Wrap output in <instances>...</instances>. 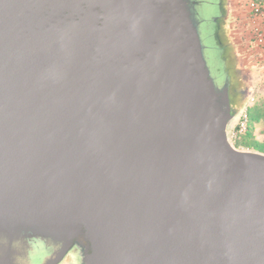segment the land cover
Returning a JSON list of instances; mask_svg holds the SVG:
<instances>
[{
    "label": "water",
    "instance_id": "obj_1",
    "mask_svg": "<svg viewBox=\"0 0 264 264\" xmlns=\"http://www.w3.org/2000/svg\"><path fill=\"white\" fill-rule=\"evenodd\" d=\"M234 116L189 0H0V264H264Z\"/></svg>",
    "mask_w": 264,
    "mask_h": 264
},
{
    "label": "flooded vegetation",
    "instance_id": "obj_2",
    "mask_svg": "<svg viewBox=\"0 0 264 264\" xmlns=\"http://www.w3.org/2000/svg\"><path fill=\"white\" fill-rule=\"evenodd\" d=\"M189 1L192 3V11L198 23L204 58L211 76L220 86L228 84L232 106L236 107L246 98L251 80L230 40L228 30L230 1ZM14 249L17 251L16 258L20 264L25 263V260L35 262L33 260L37 258H42V261L47 255L46 252L42 253L43 248L40 244H16ZM40 252L42 257L37 255Z\"/></svg>",
    "mask_w": 264,
    "mask_h": 264
},
{
    "label": "rangeland",
    "instance_id": "obj_3",
    "mask_svg": "<svg viewBox=\"0 0 264 264\" xmlns=\"http://www.w3.org/2000/svg\"><path fill=\"white\" fill-rule=\"evenodd\" d=\"M229 21L228 30L230 31V40L235 50L239 54L243 67L246 68L250 76V84L257 80L259 72L262 70L261 65L264 63L260 55L264 47H255L256 33L263 34L264 38V0H261L260 13L254 17L250 10L251 0H229ZM264 41V39H263ZM243 59L245 61H243ZM264 104V102L262 103ZM249 139H257L259 144L264 143V124L256 123L247 136ZM247 138H245L246 140ZM248 140V139H247ZM252 150H263L257 143H252ZM42 257V256H40ZM42 258L34 259L35 262L29 264H39ZM27 261V260H26ZM37 262V263H36ZM61 264H71L70 261L64 260Z\"/></svg>",
    "mask_w": 264,
    "mask_h": 264
},
{
    "label": "built area",
    "instance_id": "obj_4",
    "mask_svg": "<svg viewBox=\"0 0 264 264\" xmlns=\"http://www.w3.org/2000/svg\"><path fill=\"white\" fill-rule=\"evenodd\" d=\"M260 9L261 6L258 2L255 0L250 1V10L254 17L260 13ZM263 39V34L256 33V48L264 47ZM260 55L262 61H264V49L261 50ZM261 69L257 80L250 84L246 98L237 109L233 120L228 124L226 129L230 144L239 150H246L242 145L237 146V143L246 137L250 130V112L260 101L264 100V63L261 65Z\"/></svg>",
    "mask_w": 264,
    "mask_h": 264
},
{
    "label": "trees",
    "instance_id": "obj_5",
    "mask_svg": "<svg viewBox=\"0 0 264 264\" xmlns=\"http://www.w3.org/2000/svg\"><path fill=\"white\" fill-rule=\"evenodd\" d=\"M255 1L258 3H261V0H255ZM263 102H264V100L260 101L250 112V130H249V132L253 129V126L256 123H263L264 124V104H262ZM240 105H241V101L238 103V105L236 107L232 106V102H231L233 114H235V111H237V109L239 108ZM249 132H248L247 136L249 135ZM244 138H242L237 143V146L242 145L245 148L251 149L252 148L251 145L254 142V143H257L258 145H260L261 148L263 149V150H256V151L264 153V143L263 142L259 144L258 142H255L253 139L245 140ZM42 253H44V252L42 251ZM42 253L40 252L37 255L41 256Z\"/></svg>",
    "mask_w": 264,
    "mask_h": 264
},
{
    "label": "crops",
    "instance_id": "obj_6",
    "mask_svg": "<svg viewBox=\"0 0 264 264\" xmlns=\"http://www.w3.org/2000/svg\"><path fill=\"white\" fill-rule=\"evenodd\" d=\"M245 138L249 139L248 137H245ZM245 138H244V139H245ZM247 139H246V140H247ZM254 141H255V142H258L257 139H256V140L254 139ZM258 143H259V142H258ZM245 149H246V150H252V148H251V149H250V148H245ZM252 151H255V150H252ZM260 153H261V152H260ZM263 154H264V153H263Z\"/></svg>",
    "mask_w": 264,
    "mask_h": 264
}]
</instances>
